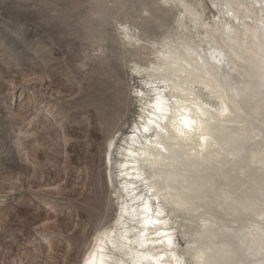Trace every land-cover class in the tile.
Segmentation results:
<instances>
[{
  "label": "rangeland",
  "instance_id": "rangeland-1",
  "mask_svg": "<svg viewBox=\"0 0 264 264\" xmlns=\"http://www.w3.org/2000/svg\"><path fill=\"white\" fill-rule=\"evenodd\" d=\"M200 1L217 20L222 0ZM180 8L169 0H0V264H80L97 229L113 223L124 195L119 153L142 114L136 94L145 79L132 66L154 60L150 42L173 35ZM124 25L151 47L127 43ZM132 179L144 192L145 182ZM181 236L176 230L179 251Z\"/></svg>",
  "mask_w": 264,
  "mask_h": 264
},
{
  "label": "bare ground",
  "instance_id": "bare-ground-1",
  "mask_svg": "<svg viewBox=\"0 0 264 264\" xmlns=\"http://www.w3.org/2000/svg\"><path fill=\"white\" fill-rule=\"evenodd\" d=\"M170 1L182 7L173 35L132 66L145 86L141 122L119 153L121 206L80 264H264V0H222L213 21L202 1ZM123 33L151 47L130 25Z\"/></svg>",
  "mask_w": 264,
  "mask_h": 264
},
{
  "label": "snow or ice",
  "instance_id": "snow-or-ice-1",
  "mask_svg": "<svg viewBox=\"0 0 264 264\" xmlns=\"http://www.w3.org/2000/svg\"><path fill=\"white\" fill-rule=\"evenodd\" d=\"M16 32H17V34H20L21 30L19 27L17 28Z\"/></svg>",
  "mask_w": 264,
  "mask_h": 264
}]
</instances>
